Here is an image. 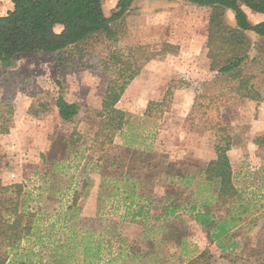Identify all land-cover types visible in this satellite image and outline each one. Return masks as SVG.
I'll use <instances>...</instances> for the list:
<instances>
[{
	"label": "rangeland",
	"instance_id": "rangeland-1",
	"mask_svg": "<svg viewBox=\"0 0 264 264\" xmlns=\"http://www.w3.org/2000/svg\"><path fill=\"white\" fill-rule=\"evenodd\" d=\"M116 1L103 0L106 17L110 16ZM143 2L139 0L138 3ZM7 4L12 6L10 0H0V15L5 14ZM133 8L132 16L119 22L116 42L94 41L81 47L80 51H73L63 63L62 72L56 68L53 55L21 56L9 66L0 63V127L14 129V124H21L14 129L13 135H9L10 132L9 136L0 134V186L22 184L21 202L25 201L22 209L37 213L32 230L34 235L23 239L10 252L6 264L18 257L28 259L32 264H50L52 257L61 253L66 256L61 264H82L81 249L75 244L62 246L71 230L79 238L90 236L100 242L101 264H155V260L160 264H186L204 253L208 262L204 258L200 264H264V227L252 223L259 212L257 209H264V186L260 191L255 186L245 191V202H249L248 216L232 233L238 245L231 254L222 257L216 244L208 241L206 233L192 223L189 212L180 209L177 215L183 223L177 226L182 230L168 238L177 243L180 235H184L191 254L187 251L189 255L185 256L183 250L179 254L172 241L166 244L161 241L163 232L151 230V237L156 242L153 251L158 257L131 261L130 257L121 256L113 261L128 245L134 244L144 250L140 239L148 229L142 223L131 222L130 216L127 221L123 219L124 215H131L136 210L134 206H146L150 202L168 204L167 197L176 191L182 193L180 202L191 204L201 196L211 195V192L198 191L205 183L197 173L202 167L198 159L209 158L210 154L215 156L214 146L219 140H230L228 154L232 159L236 186L241 182L237 174L241 153H245L241 155L245 158L241 164L254 168L250 170L252 173L258 164H264L258 159L260 155L256 148L257 139L264 137L259 128L262 113L258 109L264 100L235 97L228 80L211 86L203 97L193 95L191 91L180 92L192 84V79H186V72L172 69L185 66L179 63H167L170 70L167 69L166 74H159L157 63L150 64L144 77L133 84L130 95L121 102L122 108L127 110L124 112L127 122L121 132L115 133L114 143L101 147V136L94 142V134L102 120L98 115L105 89L108 82L117 77V69L105 67V60L108 61L111 54L123 58L178 54L180 45H187L188 39L170 28L181 16L141 13L138 4ZM150 9L155 11L154 7ZM190 14L198 18L202 15L194 9ZM200 24L198 22L197 26ZM145 65L147 63L142 61H130L131 70L137 75ZM58 80L62 84L63 97L81 108L71 124L60 120L54 106L58 94L55 82ZM195 82L198 85L193 89L199 90L201 84ZM142 151L147 154L140 159L137 152ZM260 151L264 153V148ZM113 161L123 168V173L131 172L127 178L132 181L102 178L100 171ZM155 165H158L157 170ZM162 165L170 167L164 169L166 174L162 172ZM177 170L179 175L186 177L171 179L167 176ZM158 172V178L152 179ZM246 177V181H256L254 175ZM151 181L156 184L155 188L151 187ZM143 182L148 185L142 186ZM13 190L8 196L15 195ZM96 194L98 199L94 201ZM129 205L131 211L126 209ZM3 218L11 222L7 214ZM260 232L261 239L258 238ZM39 235L48 240L33 247L32 240ZM37 251H42L40 257H34ZM70 254L73 257L68 259Z\"/></svg>",
	"mask_w": 264,
	"mask_h": 264
},
{
	"label": "trees",
	"instance_id": "trees-1",
	"mask_svg": "<svg viewBox=\"0 0 264 264\" xmlns=\"http://www.w3.org/2000/svg\"><path fill=\"white\" fill-rule=\"evenodd\" d=\"M10 1L13 9L0 16V63L9 66L17 55H53L59 72H62L63 63L73 51H80L81 47L94 41L116 42L120 33L119 22L128 15L134 2V0H118L110 16L106 17L102 9L103 0ZM184 1L209 9L206 49L209 68L214 76L205 83V94L203 93L202 97L207 94L211 86H218L222 80H228L231 83L230 90L235 97L250 101L264 100V21L252 23L244 10L248 9L255 14L264 15V0ZM227 11L232 12L234 25L228 22ZM57 27L61 28L60 31L56 30ZM103 65L117 69V77L116 80L108 82L101 102V116L98 115L102 120L94 134V142H97L98 137L101 136L103 139L100 142L101 147L112 145L115 133L121 132L126 124L124 112L116 109L115 106L128 85L137 76V72L131 70L130 61L118 55L111 54ZM55 84L58 87V94L54 100V106L60 120L71 124L78 117L81 108L77 103L69 102L63 97L62 84L59 80ZM8 132L9 128L0 127V134ZM256 144L259 149L264 148V137L258 138ZM230 147L229 139L219 140V143L214 146L215 158L199 171L204 182L212 189L211 201L201 202L199 205L180 202L182 193L176 191L175 194L168 196L171 198L168 204L155 205L150 202V208L146 212L145 209L148 206L137 204L136 210L132 212L133 219L143 216L144 213L153 212L151 216L153 223L144 224L146 229L149 227V234H142L140 239L144 250H140L134 244L128 245L124 251L121 250L117 254L113 261L121 256L130 257L131 261L137 258L146 259L149 256L150 259L158 257L159 255L153 251L156 242L152 239L150 230L163 232L164 239L161 241L165 244L172 241L179 254L182 250L185 256L191 254L186 247L184 235H180V242L177 243L173 238H168L169 235L175 236L182 230L177 226L183 223L176 214L180 209L189 212L193 222L201 226L207 240L215 243L223 256L231 254L238 245L234 242L232 233L244 221L242 217L248 211V203L245 202L244 192L237 188L234 182L232 164L228 155ZM127 148L124 147V149ZM145 154L147 153L144 151L137 152L140 159ZM167 167L169 166L162 168L164 174H166L164 169ZM103 169L100 171L103 179H125L131 173L128 170L123 173V168L114 161L109 162ZM154 169L157 170L158 165H155ZM179 174L180 171L177 170V173L167 176L171 179L186 177ZM158 176L159 172L153 174L152 179ZM138 177L135 178L139 180ZM142 185H148V182H143ZM154 186L156 184L151 181V187ZM23 188L22 184L0 186V249H3L0 251V264H6L10 252L23 239L34 235L32 230L37 213L22 209L25 205L24 200L23 203L21 202ZM12 189L15 195L8 196ZM73 206H70V209ZM130 207L131 205L127 209L130 210ZM5 214L9 216L11 222L3 218ZM169 217L170 219L167 220L166 218ZM254 221L252 220V223ZM261 224L264 227V221ZM79 237L74 230H71V233L63 240L62 246L68 247L75 244L81 249L82 264H101L100 242L91 239L90 236ZM46 239L48 240V237L36 236L32 240V246L45 244ZM41 255L42 251H37L34 257ZM65 257L63 253L54 255L53 262L50 264H61ZM67 257L72 258L73 255L70 254ZM204 258L208 262L209 258L205 257L204 253L186 264L189 262V264H200V260ZM154 263L160 264L158 260ZM10 264L32 263L28 259L18 257L11 260Z\"/></svg>",
	"mask_w": 264,
	"mask_h": 264
},
{
	"label": "crops",
	"instance_id": "crops-1",
	"mask_svg": "<svg viewBox=\"0 0 264 264\" xmlns=\"http://www.w3.org/2000/svg\"><path fill=\"white\" fill-rule=\"evenodd\" d=\"M117 2H118V0L116 1V4H117ZM138 2H139V0H134L131 8L129 9L128 15L125 18H127L129 15H131L132 9H134L133 7L136 6L137 4H138L139 8L141 9V11H140L141 13H142V11L143 12L144 11H149L148 13H154V14H156L158 16L165 15L164 17H167L168 15H172V17L181 16L180 21L176 22L175 24H171L170 28H171V31L179 33L183 37L187 38L188 39L186 41L187 45L185 46L184 43H182V41H181L182 44L180 43L181 45H180V48H178V51H179L178 54H168V55L156 54V55H152V56H150L148 58H142L140 56H133V55L132 56H126L125 57L126 60H129L131 62L132 61L133 62L142 61V62L147 63V65H145L141 69L139 74L128 85V87L126 88L124 94L120 98L119 102L116 104L115 108L120 110V111H122V112L127 113V110H124L122 108V106H121L122 100L124 99L125 96L128 97L130 95V92L134 88L133 84L134 83L136 84L139 79L144 77L145 71L147 69H149V67L153 63H157L158 64L157 69H158L159 74H166L165 71L167 69L170 70V67L169 66L167 67V65H166L167 63L184 64L185 66L172 67V69L176 68L179 71L186 72L187 73L186 79H188V77H189V79L190 78L192 79V84L190 86H185V88L182 91H180V92L184 91V92L188 93L189 91H191L193 93V95H196V94L197 95H199V94L202 95L203 93L205 94V83L210 81L212 79V77L214 76V73L211 72V70L209 68V59L207 57V49H206L209 9L208 8H204V7H198L196 5H192V4H190V3H188V2H186L184 0H171V1H169V0H148V1H145L144 0V2L142 4H140ZM116 4H115V6H116ZM7 5L8 6H7V10L5 11V14L8 11H11L13 9V5L12 6L10 4H7ZM150 7H154L155 11L151 12ZM166 7H168V8H166ZM156 9H158V10H156ZM192 9L197 10L200 14H202L200 16V18H198L199 16H197L195 14L194 15L190 14V10H192ZM244 10H245V13L247 14L248 19L252 23L256 24V23L264 21V15L255 14V13L251 12L248 9H244ZM226 15H227V18L229 20V23L231 25H234L232 12L231 11H227ZM198 22L201 23L199 25V27L197 26ZM60 29H61L60 27L56 28L57 31H60ZM186 33H188V34H186ZM174 45H179V44L175 43ZM21 56H28V55L27 54L26 55H17L14 58V60L16 61V59L18 57H21ZM195 81H199L200 84H201L199 90H194L193 89L194 85L195 86L198 85V82H195ZM258 109L262 113L261 114L262 115L261 119L259 120V123H260L259 128L261 129V131L263 130V134H264V102L261 104V106H259ZM56 111H57V109H56ZM11 125H13V124H11ZM20 125H21L20 123L18 125L14 124L13 127L15 129V128H18ZM11 128L12 127H10V129H9V132H10L9 135H13L15 133V130L11 129ZM8 133H7V135H8ZM124 142L127 143V140L125 139ZM256 148H257V154L260 155V157H258V159H260L261 161L262 160L264 161V153H263V151H260L258 146ZM241 155H245V153H241ZM241 155L238 156V168H237L238 169L237 174L241 178V179L238 178V180L241 181V182H240V185H238L236 187L244 192V198H245V200H247L246 199V193H245L246 190H250L253 186H255L256 190L260 191L263 188V186H264V164H262V165L258 164L256 166V168H255V171L252 173V171H250V170H253L254 168L250 169L247 166L246 163H244V165H243V163L241 164V160H242V162H244V160H245V158L243 156H241ZM214 158H215V156L213 154H210L209 158H206V159L204 158V159H201V160L198 159L199 160V164H201L202 167L198 170L197 173L199 174V171L204 169L206 167V165L209 163V161H211ZM229 159H230L231 164H232V159H231L230 155H229ZM232 171H233V168H232ZM247 175H249V176L250 175H254L256 181L255 182L246 181L248 179L246 177ZM107 179H109V178H107ZM110 179L115 180L113 178H110ZM120 180H123V181L125 180L124 182H127V183L129 181H132V180H130V178H125V179L124 178H120ZM134 184H135V182H134ZM96 188H98V187H96ZM135 189H136L135 186H134L133 190L131 188L132 196H134V193H135L134 190ZM133 191H134V193H133ZM198 191H200L201 193L202 192H206V194L207 193L210 194V192H211V195L210 196L209 195L208 196H206V195L205 196H201L200 199L195 200V202H194L195 205H199L201 202L211 201L213 193H212V189L210 191V186L208 184H205V183L201 184L200 187L198 188ZM97 199H98V197H97V194H96V196L94 197V201H96ZM143 199H145V198H143ZM167 200H168L167 202H169L170 201V197H168ZM146 206H148V207H146L145 212H146V210H148L150 208L149 207V203L146 204ZM248 206H249V202H248ZM126 209H127V207H126ZM257 210H259V212L254 217V220H255L254 223H259L261 225V227H262L261 223L264 221V209L259 207ZM130 211H131V209H130ZM248 211H247V213H248ZM247 213L243 215V217H242L243 219H245L248 216ZM152 214H153V212L150 211L149 213H147V214L144 213L143 216L136 217L135 219H133L132 214L131 215H124L123 219L125 221H127L126 219L129 218L128 216H130V221L131 222H135V223L139 222V223H142L143 226H144V224H152L153 223V221L151 220ZM166 219L168 220V219H170V217L166 218ZM191 221L200 230L202 229L201 226H199L195 222H193L192 219H191ZM144 228H145V226H144ZM147 229H148V231L147 232L145 231V233L149 234V227ZM261 234L262 233L260 232V235H258L259 239H261V236H262ZM220 254L222 255L221 252H220ZM222 257H223V255H222Z\"/></svg>",
	"mask_w": 264,
	"mask_h": 264
}]
</instances>
